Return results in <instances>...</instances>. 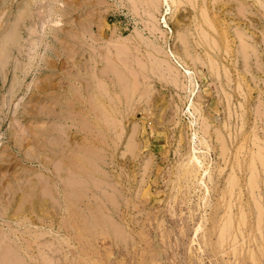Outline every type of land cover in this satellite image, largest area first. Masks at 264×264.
<instances>
[{
  "label": "rangeland",
  "instance_id": "374dc122",
  "mask_svg": "<svg viewBox=\"0 0 264 264\" xmlns=\"http://www.w3.org/2000/svg\"><path fill=\"white\" fill-rule=\"evenodd\" d=\"M0 264H264V0H0Z\"/></svg>",
  "mask_w": 264,
  "mask_h": 264
},
{
  "label": "bare ground",
  "instance_id": "6f19581e",
  "mask_svg": "<svg viewBox=\"0 0 264 264\" xmlns=\"http://www.w3.org/2000/svg\"><path fill=\"white\" fill-rule=\"evenodd\" d=\"M151 1H152V0H151ZM154 1H155V0H154ZM156 2H157V1H156ZM149 4H150V3H149ZM18 13H19V12H18ZM19 16H20V15H19ZM153 26H154V25H153ZM165 26H166V25H165ZM151 30H153V29H151ZM155 30H156V27H155ZM11 32H13V31H11ZM10 35H11V34H10ZM11 36H12V35H11ZM7 37H8V36H7ZM10 38H11V37H10ZM8 40H9V39H8ZM169 70H170V69H169ZM171 72H172V71H171ZM188 73H189V71H188ZM255 158H256V157H255ZM257 158H258V157H257ZM253 171H254V170H253ZM254 176H255V175H254ZM252 181H254L253 178L251 179V182H252Z\"/></svg>",
  "mask_w": 264,
  "mask_h": 264
}]
</instances>
